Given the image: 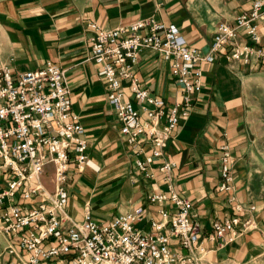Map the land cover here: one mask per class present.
Masks as SVG:
<instances>
[{
  "label": "built area",
  "instance_id": "obj_1",
  "mask_svg": "<svg viewBox=\"0 0 264 264\" xmlns=\"http://www.w3.org/2000/svg\"><path fill=\"white\" fill-rule=\"evenodd\" d=\"M86 26L92 32L89 59L97 67V79L107 86L106 101L120 134L136 156L134 169L146 179L161 174L168 192L147 197L150 205L159 207L158 219H148L149 231L136 227L145 219L141 207L105 222L94 220L89 207L80 221L71 217L66 187L70 169L81 173L91 162L64 72L51 62L17 74L0 68V204L8 202L0 213L1 232L8 240L0 264H201L205 242L224 247L253 223L234 216L214 221L206 232L193 220L190 201L174 191L175 163L166 160L164 152L202 91L203 63L212 64L221 56L229 63L264 66V0H253L232 25L219 23L207 55L188 46L177 27L153 17L113 29L92 21ZM145 49L168 62L181 91L172 104L145 89L134 75ZM218 154L215 189L229 195L233 155L226 145ZM49 169L52 191L43 183ZM226 205L244 212L233 197Z\"/></svg>",
  "mask_w": 264,
  "mask_h": 264
},
{
  "label": "crops",
  "instance_id": "obj_2",
  "mask_svg": "<svg viewBox=\"0 0 264 264\" xmlns=\"http://www.w3.org/2000/svg\"><path fill=\"white\" fill-rule=\"evenodd\" d=\"M252 1L0 0V68L17 74L37 70L46 62L55 64L64 72L72 112L84 130L91 166L81 173L70 169L66 187L71 217L80 221L89 207L94 220L105 222L141 207L146 211L145 219L136 227L149 231L148 219H158L159 207L150 205L147 197L168 192L161 174L156 172L153 179H146L134 169L136 156L120 134L121 126L106 101L107 86L97 79V67L89 59L92 32L86 24L92 21L113 29L153 17L177 27L188 46L207 55L218 24L232 25L236 17L250 10ZM201 68L202 91L164 152V158L175 163L171 185L190 201L193 220L206 232L214 221L234 216L253 223L224 247L205 242L201 264H264V119L258 123L253 119L244 87L248 72L264 76V66H243L216 56L214 63H203ZM134 75L165 104L180 97L168 62L154 51L140 52ZM223 145L233 155V190L229 195L215 189L218 148ZM51 179L49 169L43 177L49 191L53 188ZM228 197L241 204L244 212L228 208ZM19 203H23L21 199ZM7 204H0V213ZM7 244L0 225V253Z\"/></svg>",
  "mask_w": 264,
  "mask_h": 264
},
{
  "label": "rangeland",
  "instance_id": "obj_3",
  "mask_svg": "<svg viewBox=\"0 0 264 264\" xmlns=\"http://www.w3.org/2000/svg\"><path fill=\"white\" fill-rule=\"evenodd\" d=\"M245 82L246 103L252 110L253 119L263 122L264 119V76L248 72ZM255 122V123H256Z\"/></svg>",
  "mask_w": 264,
  "mask_h": 264
}]
</instances>
